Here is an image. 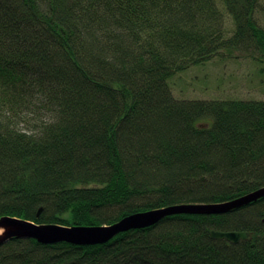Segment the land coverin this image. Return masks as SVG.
Listing matches in <instances>:
<instances>
[{"label":"trees","instance_id":"obj_1","mask_svg":"<svg viewBox=\"0 0 264 264\" xmlns=\"http://www.w3.org/2000/svg\"><path fill=\"white\" fill-rule=\"evenodd\" d=\"M263 19L264 0H0V219L111 226L264 186V100L177 99L169 83L227 51L263 60ZM211 230L253 240L212 241ZM68 259L264 264V199L226 216H169L99 245L0 246V264Z\"/></svg>","mask_w":264,"mask_h":264},{"label":"water","instance_id":"obj_2","mask_svg":"<svg viewBox=\"0 0 264 264\" xmlns=\"http://www.w3.org/2000/svg\"><path fill=\"white\" fill-rule=\"evenodd\" d=\"M264 198V188L232 203L221 204H182L134 214L120 222L103 227L62 226L57 224L37 225L31 221L2 217L0 219V246L13 238L35 239L40 243L70 242L75 245H99L107 243L120 233L132 229L147 228L163 218L186 215L223 214L241 209L259 199ZM42 210H40L41 212ZM216 238H226L233 243L246 239L245 234L213 233Z\"/></svg>","mask_w":264,"mask_h":264},{"label":"rangeland","instance_id":"obj_3","mask_svg":"<svg viewBox=\"0 0 264 264\" xmlns=\"http://www.w3.org/2000/svg\"><path fill=\"white\" fill-rule=\"evenodd\" d=\"M169 83L177 99L264 100V59L227 51L177 73Z\"/></svg>","mask_w":264,"mask_h":264},{"label":"bare ground","instance_id":"obj_4","mask_svg":"<svg viewBox=\"0 0 264 264\" xmlns=\"http://www.w3.org/2000/svg\"><path fill=\"white\" fill-rule=\"evenodd\" d=\"M81 7L82 8H84L83 6H82V4H81ZM85 12V11H84ZM47 27H48V32L50 33V35L52 36V37H57L58 35H59V33H60V28H61V23L57 20V19H54V18H52V19H50L49 21H47ZM134 50H135V52L136 53H134L135 55H137V57L139 58V56L141 55V54H139V49H138V47L137 46H135L134 47ZM210 62V61H209ZM190 69V68H189ZM184 72V71H183ZM33 81H36V82H38V83H40V81H39V79L38 78H33ZM37 83V84H38ZM172 93H173V90H172ZM173 95H174V93H173ZM228 100V99H227ZM200 123L198 124V127H202V128H200V129H207V130H209L210 132H214V133H216V131L215 130H213L212 128H210V127H208V121H206V120H201V121H199ZM122 123V122H121ZM120 129L121 128H118V132L120 131ZM262 188H264V186H262V187H260L259 189H257L256 191H258V190H260V189H262ZM253 192H255V191H252V192H248V193H246V194H243V195H241V196H239V197H236V198H233V199H231V200H229V201H225V202H221V203H232V202H235V201H238V200H240V199H242V198H244V197H246V196H248V195H250V194H252ZM262 199H264V198H262ZM259 200H261V199H259ZM259 200H257L256 202H258ZM256 202H253V204H255ZM221 203H202V204H204V205H210V204H221ZM252 204V203H251ZM231 212H233V211H231ZM231 212H227V213H223V214H212V215H205V216H226V215H228V214H230ZM179 215H182V214H179ZM186 215V214H185ZM256 217V216H255ZM244 218V217H243ZM242 218V219H243ZM251 220H255L254 219V217H248V218H245L244 219V222L245 223H252V222H255V221H251ZM161 221V220H160ZM160 221H158V222H160ZM157 222V223H158ZM156 223V224H157ZM156 224H154V225H156ZM45 225V224H44ZM48 225V224H47ZM247 225V224H246ZM103 226H108V225H102V226H92V227H103ZM150 227V226H149ZM149 227H147V228H149ZM141 229H145V228H141ZM132 230H136V229H132ZM130 231V230H129ZM213 233H222V234H245L247 237H246V239H242V240H240L238 243H233L232 241H230V240H228V239H226V238H216V237H214L213 236ZM118 236V235H117ZM116 237V236H115ZM114 237V238H115ZM210 239L212 240V241H217V242H225V243H227V244H229V245H238V244H241V243H245V242H248V241H250V240H253V233L251 232V231H236V230H233V231H219V230H211V232H210ZM9 242V241H8ZM7 243V242H6ZM65 243H67V244H71V245H74L73 243H70V242H65ZM43 244V243H42ZM56 244H58V243H49V244H45V245H56ZM70 262H72L71 260H69L68 259V261L66 262V264H69Z\"/></svg>","mask_w":264,"mask_h":264}]
</instances>
